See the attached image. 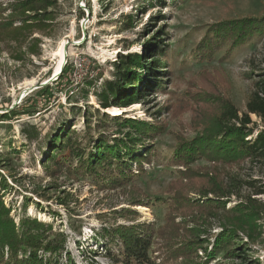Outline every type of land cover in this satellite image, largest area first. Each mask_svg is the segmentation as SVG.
<instances>
[{"label":"rangeland","instance_id":"1","mask_svg":"<svg viewBox=\"0 0 264 264\" xmlns=\"http://www.w3.org/2000/svg\"><path fill=\"white\" fill-rule=\"evenodd\" d=\"M18 1L21 0H0L4 18L13 16V6ZM54 1L53 7L44 12L40 30L25 32L18 42H0V174L9 184L4 202L17 222L27 203V216L64 231L75 264H112L101 254L103 246L95 236L102 228L110 227L105 223L115 219L113 211L138 214L127 215L136 219L134 223L119 218V224H148L155 231L167 228V205L174 195L169 188L178 170L183 169L171 164L178 147L220 130L218 117L222 111L215 106L223 108L230 103L240 118L247 112L250 97L255 93L264 97V86H260L264 78V33L234 48L231 42L223 41L212 59L201 53L206 38L214 33L217 36L219 24L264 16V0ZM130 15L133 28L126 30L122 22ZM62 43L64 67H69L71 77L69 85L59 88L57 82L64 67L57 75L55 70ZM151 45L160 47L162 53L157 50L155 56L166 63L153 75L142 74L140 103L117 116L151 125L150 135L136 147L137 153L151 155L143 171L133 164V181L123 189L95 185L74 160L64 168L51 163L47 171L42 165L48 154L45 138L60 124L75 131L74 144L87 151L93 150L101 134L109 140L122 137L116 121L102 122L97 118L95 110H103L94 94L106 81L113 80L121 56L143 54ZM156 77L162 87L155 83ZM47 87L52 88L54 97L37 99V111L28 112V102ZM131 90L132 86L128 87ZM251 120L250 138H255L264 122L255 115ZM225 125L226 122L222 127ZM222 163L201 160L189 168L215 172L214 180H220L225 190L222 200L227 211L240 208L250 213L258 209L260 235L250 245L245 261L229 257L227 249L217 252L210 264H264V162L246 159ZM187 195L201 203L206 200L193 193ZM133 196L149 199L151 205L133 206ZM209 198L215 199L212 195ZM242 214H231L233 218H229L241 223ZM71 224L80 228L79 234L71 231ZM220 224L217 219L211 223L209 250L221 231ZM243 249L242 245L236 250ZM204 256L199 253L200 258Z\"/></svg>","mask_w":264,"mask_h":264},{"label":"trees","instance_id":"2","mask_svg":"<svg viewBox=\"0 0 264 264\" xmlns=\"http://www.w3.org/2000/svg\"><path fill=\"white\" fill-rule=\"evenodd\" d=\"M54 2V0H21L13 6L15 10L13 16L5 18L0 6V42L7 40L18 42L19 37L25 32L40 30L39 24L44 22L42 19L45 17L44 12L53 7ZM122 23L126 30L132 29L133 16H127ZM220 25L217 36H214L215 33L213 36H208L201 47L202 56L204 55L206 59H212L223 41V44L231 42L234 48L249 38L261 36L264 33V16L245 17ZM228 25L233 26L229 28ZM157 50L162 53L160 47L151 45L144 49L143 54L121 56L113 80L106 81L99 90L95 91L98 105L103 110V112L95 110L97 118L102 122L116 121L117 132L122 137L109 140L101 134L93 150L87 151L74 144L73 140L76 139L77 133L60 124L45 138L48 154L42 165L47 171H50L48 169L51 163L56 167L64 168L66 163L74 160L79 165L78 168L84 170L95 185L101 184L103 188L110 189H123L132 183L133 164L143 171V165L149 161L151 155L150 152L137 153L136 147L142 138L150 135L151 125L132 118L122 120L121 116H109L106 110L127 109L140 103L143 95L140 88L143 82L142 74L148 75L151 72L153 75V72L166 63L156 58ZM196 52L195 54H198ZM70 72L66 65L57 82L61 85L59 88L70 84ZM154 80L159 87H162L157 77ZM64 82L67 84H63ZM130 86L133 90L128 91ZM260 86H264V78ZM45 96L47 99L54 97L51 87L42 89L35 99L30 100L26 107L29 111H26H37L39 107L37 99ZM207 97L216 99L213 96ZM214 100L211 102L214 103ZM215 107L222 111L221 116L218 117L220 130L216 133L202 134L192 142L181 144L171 161L172 166L183 169L178 170V177L169 188V192L174 195L167 205L168 212L165 217L167 228L155 231L154 227L148 224H119L117 222L119 218L134 223L136 219L133 220L127 215L129 213L138 217V214L113 211L115 219L105 223L110 227L102 228L100 233L96 234L97 243L103 246L101 254L112 264H210L215 260L217 252L227 249L229 257L244 261L247 259L246 253L250 252L248 250L250 245L255 244L260 235L257 229L258 209H254L251 214L240 208L227 211L225 201L222 200L225 190L220 186L222 185L220 180H214L215 172H198L190 169L189 166L201 160L222 161V164L246 159L264 162V128L255 138H250L253 129L249 128L253 124L251 115L264 122V97L259 93L250 97L247 112L240 118L230 103L223 108ZM119 120H122V123H118ZM225 122L227 125L222 127ZM85 123L89 129V120ZM8 188L7 179L0 174V264H75L67 248V234L61 229L55 230L52 224L27 216V203L23 205V215L18 222L12 217V210L4 202V194ZM188 193L206 200L201 203L199 200L189 198ZM210 195L215 199L209 198ZM134 197L136 196L130 201L133 206L151 205L149 199ZM231 214H242L244 219L241 223L240 220L232 222L229 218H233ZM178 218L181 219V223H176ZM214 219L221 220L219 226L221 231L215 236V242L209 250V239L213 237L210 226ZM70 227L71 231L80 233V228H76L73 224ZM242 245L243 251L237 252L236 249ZM200 252L205 254L204 258L199 257Z\"/></svg>","mask_w":264,"mask_h":264},{"label":"bare ground","instance_id":"3","mask_svg":"<svg viewBox=\"0 0 264 264\" xmlns=\"http://www.w3.org/2000/svg\"><path fill=\"white\" fill-rule=\"evenodd\" d=\"M60 57L59 59V63L56 67V70H55V75H57L60 70L64 67V60L66 58L65 56V44L62 43L59 47V50H58V53H57ZM96 107H99L98 105H96ZM122 110V109H121ZM131 110L129 108L125 109L124 111H119L117 109H113V108H110L107 112L112 114V115H115V116H119V115H124L128 112H130Z\"/></svg>","mask_w":264,"mask_h":264}]
</instances>
